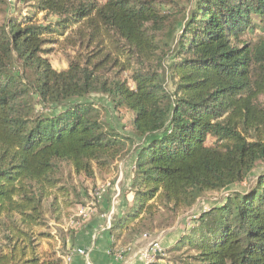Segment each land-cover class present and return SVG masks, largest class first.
<instances>
[{
  "label": "trees",
  "instance_id": "trees-1",
  "mask_svg": "<svg viewBox=\"0 0 264 264\" xmlns=\"http://www.w3.org/2000/svg\"><path fill=\"white\" fill-rule=\"evenodd\" d=\"M21 1L60 19L73 54L56 71L44 47L57 30L21 15L0 25V264H64L42 248L48 214L59 223L71 205L62 164L92 180L127 157L133 200L110 229L122 244L228 191L176 260L264 264V40H242L264 0ZM94 97L130 114L127 132Z\"/></svg>",
  "mask_w": 264,
  "mask_h": 264
},
{
  "label": "rangeland",
  "instance_id": "rangeland-1",
  "mask_svg": "<svg viewBox=\"0 0 264 264\" xmlns=\"http://www.w3.org/2000/svg\"><path fill=\"white\" fill-rule=\"evenodd\" d=\"M95 1L100 4L105 2V0ZM20 15L22 17H20ZM11 16L16 18L31 16L41 27L49 28V30H57L55 33L46 35V38L53 40V42H49L44 48L50 50L47 58L54 70L62 71L67 68L66 57L69 54H73V51L66 46L64 41L67 33L60 35V31L56 28L57 24L60 22L59 18L46 16L33 9L31 5L23 3L21 0H7L6 3L0 4V25L7 17L9 18ZM254 26L256 27L253 31H250L242 37L243 41L253 44L257 41L264 40V23L259 24L257 20H254ZM168 89H171L170 83L168 84ZM94 100L101 102L107 109L106 122L119 131L127 132V127H129V121L131 118L129 113H116L112 111L105 99L99 100L94 97ZM37 110L41 111L39 107H37ZM127 158H120L116 161L112 165L110 172L104 173L95 170L94 178L92 180L86 179L83 176H76L68 165L62 164V183L70 191L68 199L71 203L70 207L63 212V216L71 218L74 221L71 222L72 225L76 227L78 225L82 226L93 215L104 214L106 210L104 211L105 208L102 209L101 207H105V205H103V203L106 202L105 197H107V202H110L109 210L111 211V214L115 211V208H118L117 206H112L113 202L117 203L122 197L126 198L128 196H132L133 199V194L131 192V181L133 177L132 166H130V161H128L129 158ZM227 193L228 191L207 193L202 199L198 200L191 210L181 212L176 216L171 213H164L162 217H158L152 225L145 230L144 233L146 234L144 236L139 237L133 242L131 249L127 246V243L125 245L122 244L121 238L120 240H117V235H111L110 246L112 243L115 245L113 248L109 247V253L116 257H124L126 253L132 254L135 249L141 248L136 254L147 264H153L157 261H160L162 264H180V261L176 260V258L183 254L184 249L181 252H174L173 248H175L180 241L175 245H172L173 242L177 239L182 240L187 236L193 228L195 218L200 213L217 206ZM46 218L47 223L51 225H48V229L44 230V232L51 234L54 237V241H44L42 248L48 250L53 246L56 252L59 250L61 251L63 239L62 234L58 231L52 233L50 228L51 226L54 227L52 223H55V221L52 220V217L49 214ZM110 229L111 225H109V230ZM156 241L163 249L164 254L162 257H158L157 260L150 263L145 259L144 253L148 246ZM58 242L60 243L57 250ZM58 256L62 255L59 254Z\"/></svg>",
  "mask_w": 264,
  "mask_h": 264
},
{
  "label": "crops",
  "instance_id": "crops-1",
  "mask_svg": "<svg viewBox=\"0 0 264 264\" xmlns=\"http://www.w3.org/2000/svg\"><path fill=\"white\" fill-rule=\"evenodd\" d=\"M128 158L130 166H132V157ZM132 200V196H128L126 198L122 197L117 203L113 202L112 206H117L118 208H115V211L111 214L109 210L110 202H107V197H105L106 202L103 203L105 207L101 208H105L104 211L106 210V212L104 214L93 215L82 226L78 225L76 227L72 225L71 222L74 221L62 215L61 221L59 223H52L54 227L51 226L50 228L52 233L58 231L63 237L64 249L57 251V255L74 254L76 250H82L83 254L73 256L70 264H147L136 254L141 248L135 249L132 254L126 253L124 257H116L109 253L111 237L109 225L112 226L114 219L116 220L124 215L128 204ZM179 241L177 239L172 245H175ZM59 243L57 244V250ZM153 264L162 263L157 261Z\"/></svg>",
  "mask_w": 264,
  "mask_h": 264
},
{
  "label": "built area",
  "instance_id": "built-area-1",
  "mask_svg": "<svg viewBox=\"0 0 264 264\" xmlns=\"http://www.w3.org/2000/svg\"><path fill=\"white\" fill-rule=\"evenodd\" d=\"M82 254H83L82 250H76L74 254H67V255L61 256V259L64 264H70L73 259V256L82 255ZM163 254H164L163 249L161 248L159 243L156 241V242L151 243L148 246V248L146 249L144 253V257L148 262L151 263L157 260L158 257H162Z\"/></svg>",
  "mask_w": 264,
  "mask_h": 264
}]
</instances>
